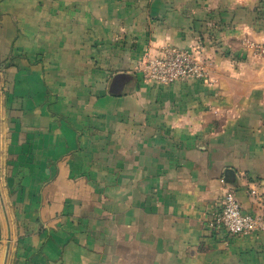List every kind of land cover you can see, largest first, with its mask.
Returning a JSON list of instances; mask_svg holds the SVG:
<instances>
[{
    "label": "crops",
    "instance_id": "obj_1",
    "mask_svg": "<svg viewBox=\"0 0 264 264\" xmlns=\"http://www.w3.org/2000/svg\"><path fill=\"white\" fill-rule=\"evenodd\" d=\"M244 41L264 45L261 0H0V264H264V233L206 230L228 192L264 210ZM166 46L207 82L147 80Z\"/></svg>",
    "mask_w": 264,
    "mask_h": 264
},
{
    "label": "built area",
    "instance_id": "obj_2",
    "mask_svg": "<svg viewBox=\"0 0 264 264\" xmlns=\"http://www.w3.org/2000/svg\"><path fill=\"white\" fill-rule=\"evenodd\" d=\"M246 47L264 59V45L244 41ZM144 77L160 85H173L178 82H207L204 62L195 50H184L172 46L163 47L160 53L148 58L143 68ZM208 234L221 233L226 238L247 237L264 233V210L255 215H246L234 193L228 192L220 211H213L207 220Z\"/></svg>",
    "mask_w": 264,
    "mask_h": 264
},
{
    "label": "water",
    "instance_id": "obj_3",
    "mask_svg": "<svg viewBox=\"0 0 264 264\" xmlns=\"http://www.w3.org/2000/svg\"><path fill=\"white\" fill-rule=\"evenodd\" d=\"M125 78L122 76H118L115 78L113 86H118L120 83L124 82ZM233 177V173L231 171H226L225 172V178L227 180V183H230L231 178Z\"/></svg>",
    "mask_w": 264,
    "mask_h": 264
},
{
    "label": "trees",
    "instance_id": "obj_4",
    "mask_svg": "<svg viewBox=\"0 0 264 264\" xmlns=\"http://www.w3.org/2000/svg\"><path fill=\"white\" fill-rule=\"evenodd\" d=\"M262 3H264V0H261Z\"/></svg>",
    "mask_w": 264,
    "mask_h": 264
}]
</instances>
